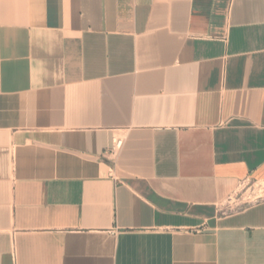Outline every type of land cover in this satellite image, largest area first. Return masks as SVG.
Returning <instances> with one entry per match:
<instances>
[{
	"label": "crops",
	"instance_id": "obj_1",
	"mask_svg": "<svg viewBox=\"0 0 264 264\" xmlns=\"http://www.w3.org/2000/svg\"><path fill=\"white\" fill-rule=\"evenodd\" d=\"M249 181L264 0H0V264H264Z\"/></svg>",
	"mask_w": 264,
	"mask_h": 264
},
{
	"label": "rangeland",
	"instance_id": "obj_2",
	"mask_svg": "<svg viewBox=\"0 0 264 264\" xmlns=\"http://www.w3.org/2000/svg\"><path fill=\"white\" fill-rule=\"evenodd\" d=\"M261 201H264V181H249L241 184L239 192L225 201L222 212L233 213Z\"/></svg>",
	"mask_w": 264,
	"mask_h": 264
},
{
	"label": "built area",
	"instance_id": "obj_3",
	"mask_svg": "<svg viewBox=\"0 0 264 264\" xmlns=\"http://www.w3.org/2000/svg\"><path fill=\"white\" fill-rule=\"evenodd\" d=\"M123 145V140L121 138H113L112 139V145L110 150L108 151L109 155L114 154L115 152H118Z\"/></svg>",
	"mask_w": 264,
	"mask_h": 264
}]
</instances>
